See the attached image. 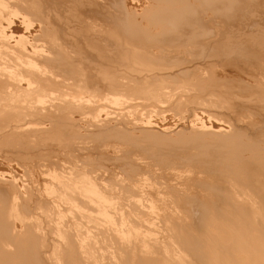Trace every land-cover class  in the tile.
<instances>
[{
	"label": "bare ground",
	"instance_id": "obj_1",
	"mask_svg": "<svg viewBox=\"0 0 264 264\" xmlns=\"http://www.w3.org/2000/svg\"><path fill=\"white\" fill-rule=\"evenodd\" d=\"M111 1L0 0V264H264V0Z\"/></svg>",
	"mask_w": 264,
	"mask_h": 264
},
{
	"label": "rangeland",
	"instance_id": "obj_2",
	"mask_svg": "<svg viewBox=\"0 0 264 264\" xmlns=\"http://www.w3.org/2000/svg\"><path fill=\"white\" fill-rule=\"evenodd\" d=\"M142 1H143V2H142ZM144 1L146 2L147 0H141V1L138 0V1H137V4L140 3V5H142V4H144ZM109 2H110V3H108L107 5L111 4V5H109V6H112V5H113V4H112V1L109 0ZM134 2L136 3V0H135ZM141 3H142V4H141ZM185 106L187 107V105H185ZM186 107H183V109H181V110L183 111V112L181 111L183 115L181 114V112L178 113V115H176L178 118H180V117H184V116H188V115H189V117H193L192 114H194V113H196V112H197V113H196L195 115L201 116L202 113H203V111H201L202 109H201L200 107H198V109L195 108V107H194V109H193V108L191 109V108H189V107L186 108ZM185 108H186V109H189V110L192 111V112H189V110H186ZM199 108H200V109H199ZM184 110H185V111H184ZM195 111H196V112H195ZM200 111H201V114H200ZM190 114H191V116H190ZM181 115H182V116H181ZM195 115H194V116H195ZM189 117H188V118H189ZM133 174H134V173H133ZM133 199H135V198L133 197ZM134 204H135V202H134ZM134 204H133V207L136 208V207H135L136 204H135V205H134ZM188 206H189V207H188ZM185 207H187V208L189 209V211H188V209L185 208ZM134 208H133V209H134ZM184 209H186V211H185ZM134 210H138V209H134ZM149 210H150V209H149ZM149 210H148V212H149ZM182 210H183V214L186 215V214L189 212V214L191 213V215H192V216H190V215L187 214L188 216H187V215H186L187 217L185 216V217L187 218V219H186L187 221H188V220L190 221V219H191L190 222L198 223V222L200 221V215H201V214H200V211H199L198 208H197L196 206H194L192 203H190V204H188V203L185 204ZM190 210H191V211H190ZM136 212H137V211H136ZM185 212H187V213H185ZM193 212H194V213H193ZM144 213H146V212H144ZM154 214H155V213H154ZM198 214H199V215H198ZM144 215H145V214H144ZM150 217H151V216H150ZM189 218H190V219H189ZM133 222H134V221H133ZM161 222H163V221H161ZM161 222H160V223H161ZM161 225H162V227H163L164 224L161 223L160 226H161ZM164 226H165V225H164ZM162 227H161V229H162ZM162 231H163V229H162ZM170 233H171V232H170ZM167 234H168V233H167ZM167 234H166V231L164 230L163 235H164V236L166 235L167 237H169ZM171 234H172V233H171ZM169 238H170V237H169Z\"/></svg>",
	"mask_w": 264,
	"mask_h": 264
}]
</instances>
